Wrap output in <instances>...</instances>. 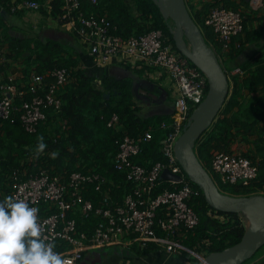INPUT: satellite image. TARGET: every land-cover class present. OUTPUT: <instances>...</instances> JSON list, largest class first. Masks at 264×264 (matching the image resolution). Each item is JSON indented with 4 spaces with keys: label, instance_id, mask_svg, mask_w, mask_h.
Wrapping results in <instances>:
<instances>
[{
    "label": "trees",
    "instance_id": "obj_1",
    "mask_svg": "<svg viewBox=\"0 0 264 264\" xmlns=\"http://www.w3.org/2000/svg\"><path fill=\"white\" fill-rule=\"evenodd\" d=\"M10 1L0 0V82L9 76L8 72L12 71L14 66H19L20 78L15 80L19 86L26 84L31 74L44 75L62 68L69 71V80L56 93L61 102L60 111L48 109L45 112V120L38 123L35 133L24 132L19 122L10 124L8 121H0V200L3 202L2 198L10 196L9 184L14 172L21 174L25 172L24 178H27L43 170L51 178L61 176L67 179L74 172L85 174L90 171L105 178L102 188L109 191L113 204H119L124 195L132 191L133 186L126 182L123 171L114 170L115 156L121 140L125 136L135 138L150 131L151 140L140 146L139 153L131 158L132 164L146 169H151L156 163L167 164L168 160L163 157L160 150V142L166 132L159 130V125L162 122H169L170 113L145 117L138 105L139 100L135 98L132 78L113 76L107 70H100L98 75L93 69L87 72L80 68L79 53L72 49L68 50L56 41L50 39L39 41V47L24 56L23 46L18 44L21 39L12 32L7 33L4 18L6 15L23 16L25 11L10 13L8 7ZM60 3L61 0H57L56 6ZM185 3L206 44L212 45L219 59L220 56L222 59L223 54L231 58L235 55L230 50L229 53L222 54L220 49L213 45L214 33L203 23L212 8L224 7L239 13L242 17V33L246 37H255L254 33L246 31L248 15H244L230 3L215 0L202 4L197 10ZM81 11L86 16L94 15L96 18L107 19L113 27L111 33L124 39L160 31L165 43L178 53L169 32L172 22L163 19L151 0H98L96 5L82 3ZM39 13L48 17L42 10ZM58 14L59 8H55L51 16L56 18ZM241 34L233 38L239 40L238 49L242 48ZM219 62L222 64L221 60ZM124 66V69L131 71L129 66ZM243 66V69L247 70L246 77L241 82L235 80L231 85L228 84V94L222 108L210 127L194 143L197 159L217 184L218 178L211 171L213 152L235 153L232 152V145L237 140L246 145L264 143V137H258L259 141L254 139L259 134L260 122L264 120V57L251 59ZM253 66L255 69L251 71L250 68ZM135 72L142 75V71ZM46 82L49 83L50 80ZM241 88L247 91L248 95L253 94L243 99ZM207 90L208 86L205 87V95ZM196 107H191L190 115ZM113 115L117 117V122L108 127ZM40 137H43V142L47 145L42 153L37 152ZM54 151L58 153L55 159L51 157ZM261 152L264 156V149ZM241 156L251 160L248 154ZM250 162L257 167V175L248 186L219 184L221 190H218L231 196L264 195V163L256 165ZM176 166L179 167L184 181L197 192L187 205L198 217L197 226L193 230L181 231L176 241L186 249L203 256L221 252L239 243L245 231L241 215L222 213L210 208L205 202L202 190L188 179L178 162ZM84 190L83 198L91 201L96 209L100 194L90 184H86ZM163 190H172V187L160 182L154 193ZM52 212L55 210L50 211ZM209 213L225 220L223 222L215 220L208 215ZM72 217L77 221V229L87 234H90L100 222V218L94 212L87 218L78 215ZM155 236L162 237L163 234L157 231ZM131 250L129 252H134L139 257L156 252L159 247L149 243L145 249L132 247ZM180 254L182 255L180 259L189 263L199 262L186 251H180Z\"/></svg>",
    "mask_w": 264,
    "mask_h": 264
},
{
    "label": "built area",
    "instance_id": "obj_2",
    "mask_svg": "<svg viewBox=\"0 0 264 264\" xmlns=\"http://www.w3.org/2000/svg\"><path fill=\"white\" fill-rule=\"evenodd\" d=\"M97 2L61 0L56 6L57 0H11L8 7L10 13L42 10L47 16L59 8L56 21L64 32L80 40L88 50L94 68L108 71L113 65H127L131 70L142 71L144 82L157 86L168 82L173 94L172 110L169 122L159 125V130L166 132L160 150L168 162L156 163L151 169L132 164L131 158L139 153L140 146L152 138L151 132L147 131L135 138L125 136L119 144L114 170L123 171L126 182L133 186L117 205L113 204L109 191L102 188L105 178L90 171L85 174L74 172L67 179L61 176L51 178L43 170L27 178H24L25 172H14L9 184L10 196L23 199L29 207L39 209L38 218L46 242H54V250L70 259L72 264H79L88 252H102L111 247L120 248L121 252L124 249L128 252L132 247L142 250L149 243L168 253L186 251L198 258L200 256L193 251L173 243L181 231L193 230L198 224L196 213L187 205L197 192L180 174L173 148L189 121L191 107L198 106L205 98L206 77L179 52L173 51L160 31L124 39L111 33L113 27L107 19L86 16L81 11L82 3L96 5ZM250 6L258 11L262 0H251ZM203 23L212 29L213 45L222 54L229 51L232 39L243 30L240 14L224 7L212 8ZM208 46L215 53L212 45ZM234 73L243 74L239 68ZM68 80L69 71L64 68L44 75L31 74L26 84L20 86L15 83L14 76H7L0 82V121L19 122L24 132L35 133L38 123L45 120L48 109L60 111L61 102L56 93ZM138 105L141 108L149 106L141 101ZM116 122L117 117L113 115L108 127ZM165 169L181 176V183L161 180L160 175ZM211 171L220 185L248 186L257 175V167L240 153L213 152ZM160 182L169 184L172 190L154 193ZM86 184L93 185L101 196L96 209L91 201L83 198ZM215 185L217 187V182ZM51 210L55 212L50 213ZM92 212L100 222L90 234L79 231L72 216L87 218ZM208 215L221 222L225 220L214 214ZM157 231L163 236H155Z\"/></svg>",
    "mask_w": 264,
    "mask_h": 264
},
{
    "label": "water",
    "instance_id": "obj_3",
    "mask_svg": "<svg viewBox=\"0 0 264 264\" xmlns=\"http://www.w3.org/2000/svg\"><path fill=\"white\" fill-rule=\"evenodd\" d=\"M151 1L163 19L172 22L169 32L176 50L206 77L208 86L205 98L192 111L188 123L174 144V157L188 179L202 190L210 208L222 213L240 214L246 222L239 243L221 252L198 257L199 262L196 264H242L264 245V195L245 197L220 192L194 151L195 141L210 127L226 100L227 75L191 18L185 0ZM93 70L97 75L100 72L97 68ZM160 179L174 183L182 181L181 176L174 175L167 169L163 170ZM105 251L102 254H106Z\"/></svg>",
    "mask_w": 264,
    "mask_h": 264
},
{
    "label": "crops",
    "instance_id": "obj_4",
    "mask_svg": "<svg viewBox=\"0 0 264 264\" xmlns=\"http://www.w3.org/2000/svg\"><path fill=\"white\" fill-rule=\"evenodd\" d=\"M215 0H204L203 4L206 3H212ZM251 0H220L221 3L226 2L230 3L234 7L236 6H242L244 5V11L242 12L244 15H248V23L246 26V31L255 34V37L249 36L246 37L244 33L240 36V41L242 43V48L238 49V39H233L230 44V51L235 55L234 58H231L230 56H227V54L222 55V67L227 75L228 84L231 85V82L233 81H239L241 82L247 75V70L243 69V64H245L247 61L258 58L262 59L264 57V0H262V7L256 12H251L249 9V4ZM186 2L193 6L194 2V9H200L202 7L197 8V5L201 4V0H186ZM52 38L50 40L56 41L65 47L67 49L74 50L75 48L72 47L71 43V35L67 34L63 30L60 32H51ZM238 49V50H237ZM75 51H78L75 49ZM229 53V52H228ZM87 54V55H86ZM79 55L81 56L80 59V68H82L85 71H90L91 69H94V64L92 62L91 57L89 56L88 52L85 54H82L79 52ZM243 66V67H242ZM117 70L119 69L118 66H115ZM239 68L242 71V75L235 74V69ZM16 69V70H15ZM19 66H14V68L9 70L8 74L14 76L15 80H18L20 78V72H19ZM255 66L251 67L250 70L254 71ZM15 71V72H14ZM89 74H92L89 72ZM133 83V89L135 91V98L138 99L141 102H144L146 98H151L152 101L156 100H164V96L162 97V92L164 89L157 86L158 94L151 93L150 88L155 89V86H149L150 88H146L145 86H142V82L137 78H134ZM242 97L243 99L252 95H248V92L242 89ZM151 95V96H149ZM155 96V97H154ZM145 97V99H143ZM161 98V99H160ZM173 99V96H172ZM172 106L169 108V111H161L158 114L162 113H171ZM142 112V111H141ZM154 114V113H153ZM152 115V114H149ZM259 134L254 138L257 141H259L258 137H264V120L260 122L259 124ZM262 149H264V143L254 145L253 143H250L249 145H246L245 143L235 142L232 145V152H239L241 154H248L251 158L250 161L254 162L256 165H263L264 163V156L262 154ZM244 225H246V222L244 221ZM178 238L176 237L173 241V243H178L176 240ZM132 251V250H130ZM102 254L103 252H88L84 255L83 260L79 264H109V260L106 256L103 258L97 254ZM132 252H126L127 257H123L124 253L121 251L116 250L114 254H116L118 257L122 259L121 264H192L187 262L186 260L180 259L182 255L179 251L168 253L165 250H157L156 252H151L146 254L145 256H136L132 255ZM196 258V257H195ZM242 264H264V249L261 247L259 248L249 259L245 260Z\"/></svg>",
    "mask_w": 264,
    "mask_h": 264
},
{
    "label": "clouds",
    "instance_id": "obj_5",
    "mask_svg": "<svg viewBox=\"0 0 264 264\" xmlns=\"http://www.w3.org/2000/svg\"><path fill=\"white\" fill-rule=\"evenodd\" d=\"M39 141L37 152L42 153L47 145L43 137ZM57 156L56 151L51 153L53 159ZM38 213L23 199L8 196L0 202V264H72L54 250V242H46Z\"/></svg>",
    "mask_w": 264,
    "mask_h": 264
},
{
    "label": "rangeland",
    "instance_id": "obj_6",
    "mask_svg": "<svg viewBox=\"0 0 264 264\" xmlns=\"http://www.w3.org/2000/svg\"><path fill=\"white\" fill-rule=\"evenodd\" d=\"M203 1L204 0H201V4L200 5L198 4L197 8H199L203 4ZM192 5L193 6L195 5L194 2ZM236 7L241 12L244 11V5L240 7L239 6H236ZM187 9H188V6H187ZM249 9L251 10L252 13L256 12L251 8L250 4H249ZM4 24H5V27L8 28L6 30L7 33L8 31L12 32L13 34H15L17 37L21 39L18 44L23 46L24 56L33 52L34 48L39 47V41L42 42V41L49 40L50 38H52L51 32H58V31L61 32L62 31V28L59 26L55 18L51 16L44 17L39 12H34V11H25V14L23 16L6 15L4 18ZM70 39H71L72 47L79 50L80 53L85 54L88 52V50L85 49V47L81 44L80 40L77 37L72 36ZM115 66H118V65L110 66L108 73H110L113 76H117V77H129L132 79L137 78L140 81L141 80L143 81V76L136 73L134 70L129 71L120 66H118L119 69L117 70ZM151 86L157 87L154 84H152ZM159 87L164 89V94L162 93L163 95L161 97L163 98L164 96V100L163 101L162 100L149 101L148 102L149 106L143 105L141 113L145 117L153 113L158 114L160 113V110L169 111V108L172 106L173 94L170 93V90H169L170 84L168 82L165 83L164 85L160 83ZM217 188L221 190V187L219 184H217ZM262 248L264 249V245L262 246ZM119 250L120 248H118V251ZM106 251H107L106 254H100V258L101 257L103 258L104 256H106L107 259L109 260V264H121L122 259L118 257L116 254H114V252L116 251L114 247H111L110 249H107ZM123 252H124L123 257H127L125 255L126 254L125 249L123 250ZM131 254L135 255L134 252H132Z\"/></svg>",
    "mask_w": 264,
    "mask_h": 264
},
{
    "label": "flooded vegetation",
    "instance_id": "obj_7",
    "mask_svg": "<svg viewBox=\"0 0 264 264\" xmlns=\"http://www.w3.org/2000/svg\"><path fill=\"white\" fill-rule=\"evenodd\" d=\"M151 85H152V83H150V82L149 83L148 82H142V86H145L147 89L150 88L149 86H151ZM149 90H150L151 93H156V94H158V91H159V90H157V87H155V89L150 88ZM143 99H145V97H143ZM149 101H152V99L151 98H146V100L144 102L148 103Z\"/></svg>",
    "mask_w": 264,
    "mask_h": 264
}]
</instances>
